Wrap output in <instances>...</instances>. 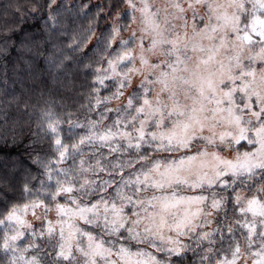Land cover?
Here are the masks:
<instances>
[{
	"label": "clouds",
	"instance_id": "clouds-1",
	"mask_svg": "<svg viewBox=\"0 0 264 264\" xmlns=\"http://www.w3.org/2000/svg\"><path fill=\"white\" fill-rule=\"evenodd\" d=\"M124 251L264 264V0H0V264Z\"/></svg>",
	"mask_w": 264,
	"mask_h": 264
},
{
	"label": "snow or ice",
	"instance_id": "snow-or-ice-1",
	"mask_svg": "<svg viewBox=\"0 0 264 264\" xmlns=\"http://www.w3.org/2000/svg\"><path fill=\"white\" fill-rule=\"evenodd\" d=\"M57 143L59 144L60 141L57 140ZM66 152H67V147H65L64 150L60 153L61 158H63V156L65 155ZM166 175H168L170 178H174L175 177L174 172H168V173H166ZM179 203H180L179 201L171 202V201H166L165 200V201H161L160 206H161L162 209L166 210V209H168L170 207L178 206ZM250 207H252L254 209V202L252 204H250ZM94 252L97 255L102 254V248H101L100 244L96 245V248L94 249ZM122 259L126 261V264H137V262L134 260V258L127 251L123 252Z\"/></svg>",
	"mask_w": 264,
	"mask_h": 264
}]
</instances>
